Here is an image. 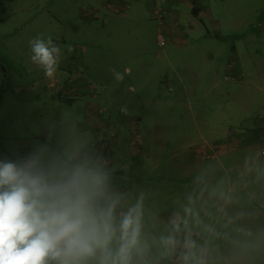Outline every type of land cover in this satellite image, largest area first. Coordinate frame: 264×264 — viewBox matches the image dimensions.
Listing matches in <instances>:
<instances>
[{
	"label": "rangeland",
	"instance_id": "374dc122",
	"mask_svg": "<svg viewBox=\"0 0 264 264\" xmlns=\"http://www.w3.org/2000/svg\"><path fill=\"white\" fill-rule=\"evenodd\" d=\"M86 5L0 0V160L44 149L49 159L80 154L87 162L90 143L107 144L100 146L110 154L112 179L140 202L141 252L133 263L164 260L177 252L176 241L195 239L205 256L181 253V261L264 264V28H252L264 0H208L211 18L202 17L201 37L192 40L200 45L197 62L178 61L183 52L167 42L158 47L151 32L138 41L124 21H115L120 30L107 24L91 34L77 15ZM37 37L61 48L60 76L46 77L31 60ZM208 52L214 59L203 62ZM231 62L242 77L224 78ZM80 79L89 93L64 94L62 83ZM87 101L94 104L89 122ZM131 146L141 149L140 166L126 162Z\"/></svg>",
	"mask_w": 264,
	"mask_h": 264
},
{
	"label": "clouds",
	"instance_id": "9594fccd",
	"mask_svg": "<svg viewBox=\"0 0 264 264\" xmlns=\"http://www.w3.org/2000/svg\"><path fill=\"white\" fill-rule=\"evenodd\" d=\"M30 48L52 78L61 48L39 37ZM115 207L104 175L85 163L49 159L44 149L0 160V264H132L141 252V216L130 209L117 227Z\"/></svg>",
	"mask_w": 264,
	"mask_h": 264
},
{
	"label": "crops",
	"instance_id": "0c3cea01",
	"mask_svg": "<svg viewBox=\"0 0 264 264\" xmlns=\"http://www.w3.org/2000/svg\"><path fill=\"white\" fill-rule=\"evenodd\" d=\"M86 1H87V5L84 7L81 6L80 9H78L77 15L85 23L86 27L88 28L91 34H95L97 29L104 27L107 24H108V28L111 29L112 31H117V29L120 30L121 28L117 27L115 21L118 20L120 23L124 21L125 22L123 24L125 26V29H123L124 32H135L134 34L133 33H129V34H133L134 37H137L138 41L144 36L148 37L150 32L153 34L154 38L157 36V34H162L163 36H165L167 40L166 41L167 46H175L176 48L181 50V53L183 52L184 54L183 59L182 60L178 59V61L184 62V60H187L188 57L190 56H192L191 59L193 62L199 61L196 59V57H194L195 51H193V48L199 49L200 45H197L196 43L195 44L196 46L192 47L193 46L192 40L194 41L197 40L195 39V37L201 34L200 26H202V17L208 16L209 18H211V13L209 12V9L206 6V2H208V0H163V2L160 4L161 5L160 14L163 18V20L161 21H159L158 18L154 15V10L158 6V0H86ZM262 7H263L262 9L264 10V5ZM127 13L129 14L127 15ZM153 22H155V24ZM212 28L216 30L217 25H214L212 23ZM145 29L148 30L147 34H145ZM203 41L205 42L206 39L198 43L200 44L202 43L201 46H203L204 44ZM185 56L187 58H184ZM162 57H164L170 63H172V58L169 59L167 57V54H164ZM213 59H214V55L212 52H208L206 55L202 56L203 62L213 61ZM64 62L65 59L62 58L59 62L60 66L58 68L64 66L63 65ZM233 65H234L233 62L228 64L226 70L227 72L224 75V78L228 77L230 80H232V78L242 77L240 71L237 70ZM58 70L55 73L56 76H60ZM234 73L236 76H234ZM85 82L86 81L83 79H80L78 83H70L69 80H66L65 84L62 83L61 88L62 91H64V94H71L69 96H75V97L83 96L89 93L88 92L89 86L85 87L84 86L86 84ZM54 84H56V82H50L48 84V87L50 89H53ZM130 90L131 89L129 87V91ZM117 98H118L117 96L114 97V99ZM105 99L108 100L107 97H105ZM114 99L109 101L114 102ZM90 107H92L94 110V104L91 101L90 102L87 101L85 115H84L85 118L87 119L86 122L92 121V117L94 114L93 110H90ZM260 118L264 120L263 117ZM95 124L96 125L100 124V127L102 125L101 122H95ZM95 128H97V126H95ZM85 146H87V144H85L84 146L81 145L80 148L77 149H82ZM83 150L84 149H82V151ZM33 151L35 150L29 151V153H32ZM65 152H67V150H65ZM79 155L72 157L71 160L85 163L83 160L79 159L82 157V156L79 157ZM125 156L127 157L126 162L128 161L130 162L132 159H134V162H138L137 165H139L143 161L141 149L135 148L134 146H131L129 150H126ZM134 168H138V166ZM110 169L111 168L106 167L103 170H100L99 172H101L105 177L106 195L108 199L110 201H114L116 204L114 214L117 220L116 224L118 225L119 220L130 209H136L138 211L140 202H138L136 196L132 197L131 199V197L128 196V190H126V188H124L123 185H121V183L119 184L117 180L112 179L111 176L113 175H112V170ZM130 184L134 186H139L140 182L127 183V185ZM171 222H173V220ZM168 223L171 224L170 222ZM175 245L177 251L176 253L171 254L164 260L155 261L152 264H190L191 261L190 259L185 258L183 261H181V259L179 258L182 255L181 253L195 255L201 258L205 256V253L203 252L205 251V244L200 245L195 239H185V240L176 241ZM201 246H204V248L202 249ZM200 264H209V263L203 261L200 262Z\"/></svg>",
	"mask_w": 264,
	"mask_h": 264
},
{
	"label": "built area",
	"instance_id": "2783aa9c",
	"mask_svg": "<svg viewBox=\"0 0 264 264\" xmlns=\"http://www.w3.org/2000/svg\"><path fill=\"white\" fill-rule=\"evenodd\" d=\"M163 2V0H158V6L155 8L154 10V15L158 18L159 21L163 20L161 14H160V9H161V3ZM261 20H259L258 22H256L253 25V28H264V12L261 15ZM157 39V46L158 47H163L166 43V38L165 36H163L162 34H157L156 36ZM100 145H106L107 144H100ZM99 144H91L90 147L92 148V152L89 158H87V162H85L86 164L89 165V167L99 171L103 168H106L108 165V160H110V154H108L107 152H104L103 149L101 148ZM132 264H136L133 263Z\"/></svg>",
	"mask_w": 264,
	"mask_h": 264
},
{
	"label": "trees",
	"instance_id": "16d2710c",
	"mask_svg": "<svg viewBox=\"0 0 264 264\" xmlns=\"http://www.w3.org/2000/svg\"><path fill=\"white\" fill-rule=\"evenodd\" d=\"M92 143H90V145H91Z\"/></svg>",
	"mask_w": 264,
	"mask_h": 264
}]
</instances>
